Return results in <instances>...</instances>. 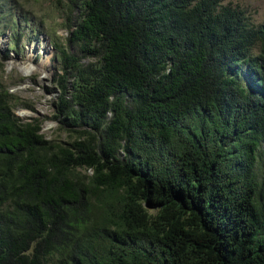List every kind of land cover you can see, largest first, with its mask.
<instances>
[{
  "label": "trees",
  "instance_id": "16d2710c",
  "mask_svg": "<svg viewBox=\"0 0 264 264\" xmlns=\"http://www.w3.org/2000/svg\"><path fill=\"white\" fill-rule=\"evenodd\" d=\"M68 10L71 139L0 85V264H264V20L222 0Z\"/></svg>",
  "mask_w": 264,
  "mask_h": 264
},
{
  "label": "rangeland",
  "instance_id": "374dc122",
  "mask_svg": "<svg viewBox=\"0 0 264 264\" xmlns=\"http://www.w3.org/2000/svg\"><path fill=\"white\" fill-rule=\"evenodd\" d=\"M75 1L0 0V85L12 95L14 115L24 122L41 121V133L49 140L71 139L53 118L58 99L54 79L61 73L53 44L59 41L66 46L64 25L74 14L68 5ZM222 4L237 6L254 25L264 20V0H222ZM70 51L76 53L75 47ZM25 65H29L27 72L20 69ZM261 151L262 165L264 144Z\"/></svg>",
  "mask_w": 264,
  "mask_h": 264
},
{
  "label": "bare ground",
  "instance_id": "6f19581e",
  "mask_svg": "<svg viewBox=\"0 0 264 264\" xmlns=\"http://www.w3.org/2000/svg\"><path fill=\"white\" fill-rule=\"evenodd\" d=\"M20 69H21L22 71L27 72V71L29 70V65L21 66Z\"/></svg>",
  "mask_w": 264,
  "mask_h": 264
}]
</instances>
